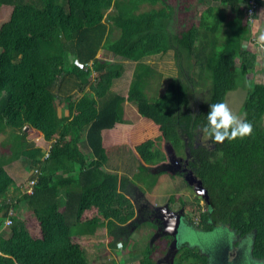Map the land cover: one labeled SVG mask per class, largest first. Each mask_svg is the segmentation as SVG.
<instances>
[{
    "label": "trees",
    "instance_id": "1",
    "mask_svg": "<svg viewBox=\"0 0 264 264\" xmlns=\"http://www.w3.org/2000/svg\"><path fill=\"white\" fill-rule=\"evenodd\" d=\"M214 1L0 0V10H10L0 27V229L12 221L11 236L0 233V264H89L75 237L92 233L76 232V224L105 228L110 248L122 243L129 255L141 252L138 264H157L165 238L128 249L142 225L129 196L130 185L168 162L167 144L179 156L189 152V167L209 193L205 205L195 200L198 221H186L252 235V256L264 260V79L251 85L243 106L250 135L217 142L204 132L210 104L227 102L259 55L247 47L255 44L248 0ZM101 50L136 62L127 95L112 92L124 66L101 60ZM169 51L179 75L160 94L163 76L145 60ZM200 82L211 83L209 100L195 110L191 90ZM22 157L33 170L32 192L5 169ZM20 208L37 220L35 234ZM175 264L210 263L183 244Z\"/></svg>",
    "mask_w": 264,
    "mask_h": 264
},
{
    "label": "rangeland",
    "instance_id": "2",
    "mask_svg": "<svg viewBox=\"0 0 264 264\" xmlns=\"http://www.w3.org/2000/svg\"><path fill=\"white\" fill-rule=\"evenodd\" d=\"M9 9H1L0 10V27L1 25L8 20L9 18ZM99 58L106 61H111L115 63H122L125 65V74L124 76L115 81L114 86V92H120L123 95L126 94V92L129 89V84L131 83L132 77H133V68L135 66V63L122 59L118 56H112L107 51L101 50L99 55ZM148 64H150L152 67H154L159 73L162 74L163 78L160 85L159 93L163 94L166 91V88L168 87L169 83L179 75V69L177 67V62L175 60L174 52L169 51L165 54L155 55L151 56L149 58H146L145 60ZM249 77V76H248ZM248 77H240L238 82L239 87L227 95V104L230 107V109L238 115L241 119H245V114L243 110V106L245 104L246 99L249 96V88L253 83H259L255 79L252 82L249 80ZM250 83V84H249ZM211 83H193L192 87V94H191V101H192V107L196 110L200 104H204L209 100L208 97V90L210 88ZM55 92L58 93V88H55ZM126 109L129 112L131 116H133L136 113V109L134 104L132 103H126ZM65 111V110H64ZM27 129V128H26ZM25 129V130H26ZM6 138L5 134L0 133V143ZM207 138V137H206ZM38 139V138H37ZM36 141H42L37 140ZM28 140L30 141V137H28ZM10 143H15V139H11ZM37 145H41V143H38ZM13 150L6 149L7 154H13ZM2 152L0 151V155ZM113 161V160H112ZM118 167H122V162H115ZM5 169L8 171L10 176L14 178L15 181L22 183L23 188H28L29 186V178L31 174L33 173L32 169L30 168V161L22 157L19 160H15L12 162H9L5 165ZM158 168H151L152 174H143L142 180H144V183L142 184V187L145 191L153 192L154 189L160 190V192H165L166 189L168 192H174L177 195L180 196L183 195V197H180L181 199H188V201L191 203L194 201V197L196 192L193 191L192 187L189 185L188 182L184 180L182 177H174L172 175L165 176L169 178L175 179L174 181H171L168 185H163V182L168 178H161L162 175H165L166 173L157 174L155 170ZM154 170V171H153ZM162 179V183H161ZM151 180V181H150ZM156 182L155 185L148 186L147 182ZM151 187V188H150ZM142 188V189H143ZM142 194L145 196V194L142 192ZM161 193H158L156 197V203L160 201V198L163 200V202H166L165 195L159 198ZM168 194V193H167ZM178 196V197H179ZM147 198V197H146ZM180 199H178L179 202ZM199 199L197 203L200 205H204V200ZM178 208V207H177ZM176 208V209H177ZM19 215L21 217H24L27 223V227L29 230L35 234L37 230V220L32 216V213L28 211L27 208H20L19 209ZM199 212L195 210V206L191 207L189 213H187V218L190 220L194 219L197 220V217L199 216ZM8 220V218H7ZM6 220L5 225L2 227L6 230L10 228V224H8ZM76 232H79L82 234L83 232H88L92 234H97L98 237H82L79 238L77 241L81 242L83 247L85 248L86 252V258L89 262V264H137V260L135 257H128L126 256V251H123L124 248L122 247L123 244L120 243L119 247L116 250H113L110 248L109 245V235L105 233V231H102L100 228L90 225H83V224H76L75 227ZM153 226L150 223H144L142 227H140L136 232L134 230V234H132L138 242H130V251L131 248H134L136 251L141 249L142 247H147V244L151 245L152 240L154 239L156 233L154 234ZM78 237V236H77ZM81 237V235L79 236ZM132 238V236L130 237ZM238 236L234 234L233 231L227 230L225 226H220V228H216L213 231H204L202 229H199L193 225H190L189 222H184V225L181 229V242H184L189 249H194L195 252H199L200 250L212 258H218L216 264H264V260L255 259L251 257L250 255V244L248 245V242H245L235 247L233 245L236 240H238ZM135 240V241H136ZM146 241V242H145ZM181 244V245H183ZM233 246L236 248L235 250H230L229 248H233ZM183 250V249H182ZM229 250V251H228ZM200 251V252H201ZM229 253L228 257L231 259L226 260L225 256L226 253ZM140 256V255H139ZM223 258V259H222Z\"/></svg>",
    "mask_w": 264,
    "mask_h": 264
},
{
    "label": "crops",
    "instance_id": "3",
    "mask_svg": "<svg viewBox=\"0 0 264 264\" xmlns=\"http://www.w3.org/2000/svg\"><path fill=\"white\" fill-rule=\"evenodd\" d=\"M207 1V3H208V5H210V6H213V5H215L217 2H215L214 0H206ZM226 10H225V12H226V14H228V16H229V18H232L233 16H232V13L229 11V9L228 8H225ZM260 10H261V12H259L260 14H258L257 15V19H256V23L254 24V26L252 27V36H251V39L252 40H254L255 38L254 37H257L258 38V36L260 35V33L261 32H264V0H261V7H260ZM259 10V11H260ZM254 36V37H253ZM264 43V42H263ZM249 44V40H247V41H245L244 42V47H246L247 45ZM247 47H250L251 49H252V51H254V52H257L259 55H258V63H257V66H256V68H255V70L251 73V75H249V80L252 82V80L254 81V79L257 81V82H261L263 79H264V61H263V59L261 58V54H260V51H259V48H258V45L256 44V42H255V44H250V45H248ZM105 51V50H104ZM108 52V51H107ZM100 53V52H99ZM110 53V52H109ZM110 54H112V53H110ZM99 55V54H98ZM112 56H113V54H112ZM121 58V57H120ZM101 59V58H100ZM123 59V58H122ZM102 60V59H101ZM103 61H106V60H103ZM132 62V61H131ZM133 63H135V66H134V68H133V74H134V70H135V67H136V62H133ZM122 64V63H121ZM123 66H124V69H125V65L124 64H122ZM124 74H125V72H124ZM124 76V75H123ZM122 76V77H123ZM133 78V77H132ZM121 79V78H120ZM119 80V79H118ZM117 81V80H116ZM115 84L116 83H114L113 84V87H112V92H114L113 90V88H114V86H115ZM131 84V83H130ZM130 84H129V88H130ZM128 91H129V89H128ZM128 91L126 92V94L125 95H127L128 94ZM114 93H116V94H120V95H123L122 93H120V92H114ZM124 95V96H125ZM65 110V111H64ZM63 114H67V109L66 108H63ZM29 130V129H28ZM169 161V160H168ZM164 164V163H163ZM116 165V164H115ZM120 171V175L121 176H123L124 175V171L122 170H119ZM8 172V171H7ZM162 174V173H164V172H162L161 170H160V168H159V171L157 172V174ZM33 174V173H32ZM31 174V175H32ZM125 175H127V174H125ZM128 177H130V178H132L129 174L127 175ZM165 176H168V174L166 173L165 175H162L161 176V178H164ZM31 177V176H30ZM165 178H168V179H166L164 182H163V185H168V184H170V182L171 181H174L175 179H173V178H169V177H165ZM30 179V178H29ZM161 183H162V179H161ZM190 185V184H189ZM131 186V196H129L131 199H132V201H133V203H134V205H135V207H136V220L139 218V206H138V203H137V199H138V201H139V203L144 199V201L146 202H148V203H150L153 207H156V208H160V207H164L165 205H169V207L171 208V210H173V211H175V212H179L180 210H184V214L185 215H187V213H189V211H190V208L193 206V204L194 203H196L195 202V200L197 199H194V201H193V203L192 204H190L189 205V207H187V209L184 207V204L185 203H190L189 201H188V199L186 200L185 198L184 199H181L180 197H183V195H181L180 194V196L179 195H177L176 193L174 194V192H168V190H166V189H161V190H165V192H160V190H158L157 188L156 189H154V191L153 192H148V191H143L142 190V188H141V184L140 183H138V185L136 186L135 184H132V185H130ZM191 186V185H190ZM26 189V188H25ZM29 189H30V187L28 188V192H30L29 191ZM142 192L145 194V196L147 197H144V195L142 194ZM158 193H161L160 194V196H159V198L162 196H164L165 195V200H166V202H163L162 203V199L160 198V201L158 202V203H156L155 201H156V198H158V197H156L157 195H158ZM168 193V194H167ZM197 193V192H196ZM197 195H198V200L199 199H202L203 197L201 196V195H199L198 193H197ZM179 196V197H178ZM136 198V199H135ZM172 199H174V203H171V201H172ZM178 199H180L179 200V202H178ZM205 200V199H204ZM206 201V200H205ZM206 202H208V201H206ZM178 207V208H177ZM177 208V209H176ZM189 208V209H188ZM176 210H178V211H176ZM184 222H187L185 219H184ZM141 223H142V225H144V223H150V221H142L141 220ZM142 225H141V227H142ZM151 225L153 226V230H154V232L157 234L158 233V230H157V228L152 224V222H151ZM184 225V224H183ZM220 226H222V225H219V226H217V228H220ZM223 227V226H222ZM225 227L227 228V230H231V231H233L230 227H228V226H226L225 225ZM9 229L10 228H8L7 230L4 228H1L0 229V233H3V235L4 236H6L7 238H9L10 236H11V233H10V231H9ZM102 231H105V233H106V235H107V230L105 229V228H100ZM163 227H162V230H161V232L163 231ZM138 230V229H137ZM137 230H135V232L137 231ZM234 232V231H233ZM154 233V234H155ZM134 234V233H133ZM234 234L236 235V236H238L235 232H234ZM88 237H98V235L97 234H90ZM79 239L80 237H75V239ZM162 238H165V242H164V245L163 246H167V250H165V252L162 254V252L160 253H158L157 254V264H166L164 261H163V257H164V259L166 258V254H167V252L169 251V247H170V244H171V242H172V240H173V237L172 236H170V235H165V236H162V237H160V238H158L157 240H155L153 243L151 242V247H153L154 245H155V243L156 242H158L160 239H162ZM132 240H133V242L135 243V242H137V244H138V242L139 241H137L136 240V238L132 235V238H131ZM136 240V241H135ZM146 242V241H145ZM239 242H241L240 240H239V238H238V240H236V242H234L233 243V245L235 246V247H237L240 243ZM184 242H181V244H183ZM241 244H243L242 242H241ZM148 245V244H147ZM233 246V248H229L230 250H232V249H236L235 247ZM129 247H130V245H128V249H129ZM84 248V247H83ZM143 248H145V247H142L141 249H143ZM132 249V248H131ZM84 250H85V248H84ZM129 251H130V249H129ZM133 251V252H132ZM135 251V249L134 250H131V252L132 253H135L134 252ZM229 251V250H228ZM178 254H179V252H178ZM177 254V255H178ZM85 255H86V252H85ZM140 255V256H139ZM176 255V256H177ZM228 255H229V253L227 252L226 253V256H225V258H227V260L228 259H231V258H229L228 257ZM250 255H251V257H253L252 256V246H250ZM126 256H128V257H130V258H132V257H135L136 258V260H137V264L139 263V261H140V259L142 258V254H141V252L139 251V252H137L136 254H133V255H129V254H127ZM207 257H208V260H209V263L210 264H216V259H218V258H212L211 256H209L208 254H207ZM177 258V257H176ZM176 258H175V260H176ZM254 258V257H253ZM223 259V258H222ZM175 264V263H174Z\"/></svg>",
    "mask_w": 264,
    "mask_h": 264
},
{
    "label": "water",
    "instance_id": "4",
    "mask_svg": "<svg viewBox=\"0 0 264 264\" xmlns=\"http://www.w3.org/2000/svg\"><path fill=\"white\" fill-rule=\"evenodd\" d=\"M166 152L168 155V162L162 164L160 166V170L162 172H172L176 174L178 172L174 169V166H176V162L178 161V155L175 152V149L170 144L166 145ZM185 172V171H184ZM185 179L186 181L195 188V191L201 195L206 201H209V193L207 189L204 187L203 182L199 180L192 171L189 173L185 172ZM163 210L165 212V215L163 217L164 224H163V231L161 232L162 228L159 229L158 233L155 235L154 239L152 240V243L157 240L158 238L170 235L173 237V240L170 244L169 251L166 254V260L169 261L166 264H174L175 258L177 253L179 252L181 248V229L184 224L185 219V212L184 210L180 212H175L171 210L169 205H165L164 207L156 208Z\"/></svg>",
    "mask_w": 264,
    "mask_h": 264
},
{
    "label": "clouds",
    "instance_id": "5",
    "mask_svg": "<svg viewBox=\"0 0 264 264\" xmlns=\"http://www.w3.org/2000/svg\"><path fill=\"white\" fill-rule=\"evenodd\" d=\"M257 39L258 41L264 42V32H261ZM261 46L264 47V44ZM252 130L251 122L243 120L236 115L230 109L227 102L218 101L210 104L204 132L215 141L223 142L226 138L232 140L237 137H244L250 135ZM201 200H204V198ZM204 202L206 203L205 200ZM186 217L187 215H185Z\"/></svg>",
    "mask_w": 264,
    "mask_h": 264
},
{
    "label": "flooded vegetation",
    "instance_id": "6",
    "mask_svg": "<svg viewBox=\"0 0 264 264\" xmlns=\"http://www.w3.org/2000/svg\"><path fill=\"white\" fill-rule=\"evenodd\" d=\"M177 157H178V161L176 162V166H174V169L177 170L178 172H176V174H174V173H172L170 171L169 172L165 171L164 173H167L169 175H172V174H174V175L180 174V175H182V178H184V180L186 181V179H185V172L189 173L190 171H192L190 169V167H189L190 166V159H191L190 158V154H189V152H187L186 155H184V156H179L178 155ZM154 168H160V166H156ZM191 187H192L193 191H195V188L193 186H191ZM194 198L195 199L198 198L197 193L195 194V197ZM137 203H138V206H139V214H138L139 215V218L138 219L140 221L141 220L142 221H145L146 220V221L152 222L153 225H156V228L159 231V229L162 228L163 227V224H164L163 223L164 222L163 217L166 216L165 215V212L163 210L156 209V207H153L147 201L145 202L144 199L140 203H139V201L137 199ZM176 211H178V210H176ZM180 211H182V210H180ZM238 237H239V240L242 243L248 242L247 243L248 245L249 244H250V246L253 245V236L252 235L251 236H245V237H240L238 235ZM202 253L205 254V255H207L204 252H202ZM226 260H227V258H226ZM163 261L165 263H168L169 262V261L166 260V258L164 259V257H163ZM216 262H217V259H216Z\"/></svg>",
    "mask_w": 264,
    "mask_h": 264
},
{
    "label": "built area",
    "instance_id": "7",
    "mask_svg": "<svg viewBox=\"0 0 264 264\" xmlns=\"http://www.w3.org/2000/svg\"><path fill=\"white\" fill-rule=\"evenodd\" d=\"M258 6H259L258 0H248V2H247V12L249 14V18H250L251 22L254 21V17H255L256 11L258 9ZM254 40H255L256 44L258 45V48H259V51L261 54V58L264 61V47L261 46L264 43L257 41L256 39H254ZM196 221H198V218Z\"/></svg>",
    "mask_w": 264,
    "mask_h": 264
},
{
    "label": "bare ground",
    "instance_id": "8",
    "mask_svg": "<svg viewBox=\"0 0 264 264\" xmlns=\"http://www.w3.org/2000/svg\"><path fill=\"white\" fill-rule=\"evenodd\" d=\"M258 4H259V6H258V8H259V10H260V7H261V0L259 1L258 0ZM259 10L258 11H256V14H255V17H254V21L253 22H251V28L254 26V24L256 23V19H257V15H258V13H259ZM254 37V36H253ZM257 41H258V39H257V37H254ZM261 42V41H260ZM159 171V168L157 169V170H155V172H158ZM30 184H32V182H30ZM32 185L30 186V189H29V191L30 192H32ZM7 222H8V224H10L11 225V223H12V221L8 218V220H7Z\"/></svg>",
    "mask_w": 264,
    "mask_h": 264
}]
</instances>
